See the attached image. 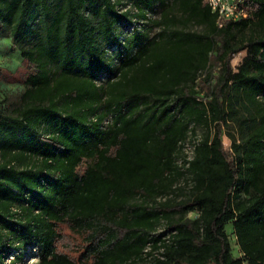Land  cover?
<instances>
[{
	"label": "trees",
	"instance_id": "16d2710c",
	"mask_svg": "<svg viewBox=\"0 0 264 264\" xmlns=\"http://www.w3.org/2000/svg\"><path fill=\"white\" fill-rule=\"evenodd\" d=\"M133 1L157 30L125 44L112 0H0L13 43L32 36L16 114L0 109V264L14 243L35 264H264V0L221 26L205 0ZM193 125L206 132L180 165Z\"/></svg>",
	"mask_w": 264,
	"mask_h": 264
},
{
	"label": "rangeland",
	"instance_id": "374dc122",
	"mask_svg": "<svg viewBox=\"0 0 264 264\" xmlns=\"http://www.w3.org/2000/svg\"><path fill=\"white\" fill-rule=\"evenodd\" d=\"M115 2L118 11L127 10L131 17L125 20H121L116 23V32L119 34V38L125 44H129L131 40V33L133 27H137L140 30H147L149 35L153 34L157 28L152 27L150 21L147 18L139 17L134 15L137 11L133 0H112ZM158 7L156 10L147 11L148 16H157ZM41 16L35 12L30 17L32 28L40 30L42 28ZM0 109L10 115H15L14 111L17 104L20 102L21 95L25 87V78L27 76V68L24 66L20 55V47H27L32 41V36L29 30H26L22 36L17 39L16 43L10 39V26L6 25L5 22L0 21ZM193 26L192 28H195ZM245 34V33H244ZM239 36V33L238 35ZM134 48V47H133ZM116 45H106V54L111 57L114 62H117L115 55ZM244 50L237 51L231 58V65L233 68L240 62L244 55ZM107 77V73H100V76L96 78V82L100 83ZM44 126H40L39 129L43 130ZM206 132V129L202 125H193L188 133L187 139L180 145L177 153V163L183 165L184 159H188L192 156L193 144ZM222 140L226 152L231 155L230 140L226 134H222ZM84 166L81 165V167ZM185 166V165H184ZM191 179L189 173L180 175L175 181V190L168 196L174 197L175 200L184 199L189 195ZM164 199V197H160ZM137 200H140L137 198ZM17 208V205H14ZM16 210V209H15ZM188 217H196V211H189L186 213ZM66 237L69 235V231L65 225L60 226ZM163 225L160 224L157 227V231L162 230ZM226 232L229 236L231 252L234 256H240L241 253L235 242L234 233L232 231V223L229 222L225 225ZM15 246V247H13ZM12 251L5 258L6 264L10 260L15 259L16 264H35L37 261L36 249L30 244H17L12 245ZM63 248V247H62ZM65 249V248H64ZM68 250V249H67ZM18 256V257H17ZM138 264H148L147 261H141Z\"/></svg>",
	"mask_w": 264,
	"mask_h": 264
},
{
	"label": "built area",
	"instance_id": "2783aa9c",
	"mask_svg": "<svg viewBox=\"0 0 264 264\" xmlns=\"http://www.w3.org/2000/svg\"><path fill=\"white\" fill-rule=\"evenodd\" d=\"M210 10L215 13V22L221 26L226 20H236L248 15L243 7V0H205Z\"/></svg>",
	"mask_w": 264,
	"mask_h": 264
}]
</instances>
